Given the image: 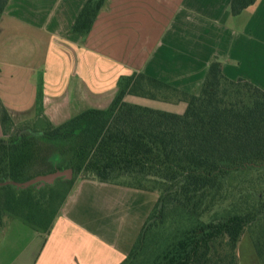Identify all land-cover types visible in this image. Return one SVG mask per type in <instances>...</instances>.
<instances>
[{
    "label": "trees",
    "instance_id": "16d2710c",
    "mask_svg": "<svg viewBox=\"0 0 264 264\" xmlns=\"http://www.w3.org/2000/svg\"><path fill=\"white\" fill-rule=\"evenodd\" d=\"M109 1L88 0L71 33L85 39ZM9 2L0 0V22ZM254 3L232 0L231 12ZM129 96L186 110L140 106ZM42 99L40 88L20 125L0 100V234L9 217L49 235L76 184L94 180L159 193L121 264H240L247 233L264 264V90L229 79L215 59L199 95L135 73L120 78L107 110H87L60 126L44 115ZM67 170L73 178H63L67 191L56 207L52 184H7Z\"/></svg>",
    "mask_w": 264,
    "mask_h": 264
},
{
    "label": "crops",
    "instance_id": "0c3cea01",
    "mask_svg": "<svg viewBox=\"0 0 264 264\" xmlns=\"http://www.w3.org/2000/svg\"><path fill=\"white\" fill-rule=\"evenodd\" d=\"M87 1L10 0L0 22V100L10 112L32 111L41 88L43 113L60 126L107 110L120 78L135 73L199 95L215 59L229 79L264 90V0L239 15L232 0H110L83 39L71 29ZM158 200V192L79 181L49 235L5 219L0 264H121ZM239 258L261 264L243 241Z\"/></svg>",
    "mask_w": 264,
    "mask_h": 264
},
{
    "label": "rangeland",
    "instance_id": "374dc122",
    "mask_svg": "<svg viewBox=\"0 0 264 264\" xmlns=\"http://www.w3.org/2000/svg\"><path fill=\"white\" fill-rule=\"evenodd\" d=\"M148 104L150 107L153 109L157 110H162L166 112H172V113H177V114H183L186 110V105L185 104H179V105H167L163 103H158V102H153V101H148ZM15 120L17 121V125L22 124L24 121L28 120V115H15ZM63 178H59L57 182L52 184V187H48L47 189L49 190V193H54L55 195V200L54 204L55 207L58 206L62 200V197L65 195L67 191V187L62 184ZM45 187V186H43ZM42 188V187H40ZM47 193V192H46ZM43 203H47V200H44ZM9 218V217H8ZM243 241V247L246 249L248 245H250V249H254V245L251 239V236L247 233L243 236L242 238ZM241 241V243H242ZM240 243V244H241Z\"/></svg>",
    "mask_w": 264,
    "mask_h": 264
},
{
    "label": "water",
    "instance_id": "95a60500",
    "mask_svg": "<svg viewBox=\"0 0 264 264\" xmlns=\"http://www.w3.org/2000/svg\"><path fill=\"white\" fill-rule=\"evenodd\" d=\"M59 178H66V179H72L73 178V171L72 170H67L64 172H56L54 174L48 175V176H42L38 177L32 181H29L27 183L19 184V183H7L12 184L16 186L19 189H25L29 188L31 186L39 184L41 187L45 186L46 184H54L55 181Z\"/></svg>",
    "mask_w": 264,
    "mask_h": 264
}]
</instances>
